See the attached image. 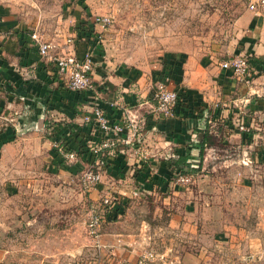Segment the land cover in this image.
Masks as SVG:
<instances>
[{"label": "crops", "instance_id": "0c3cea01", "mask_svg": "<svg viewBox=\"0 0 264 264\" xmlns=\"http://www.w3.org/2000/svg\"><path fill=\"white\" fill-rule=\"evenodd\" d=\"M71 12L72 27L62 43L50 41L52 51L83 57L89 44L80 25L86 16L78 8ZM15 25L12 18L0 21V114L8 126L3 136L13 127L34 130L24 139L36 141V154L43 147L60 186H76L81 195L80 176L94 162L103 178L88 191L92 207L109 194L126 205L116 220L103 224L101 246L86 231L75 252L67 251V264H125L146 248L163 255L156 264H264V8L240 16L237 46L228 57L189 55L163 74L112 61L101 41L92 72L96 92L69 89L55 63L39 54L32 31ZM70 37L74 44L67 45ZM238 53L252 56L251 84L221 65ZM160 83L188 89L187 101L176 106L172 118L161 119L154 111ZM96 106L114 121L126 120L129 112L137 116L133 143L93 155L90 144L100 145L103 136L91 132L82 116ZM243 122L251 129L247 135L239 130ZM205 135L215 145L202 144ZM54 141L69 144L77 157L54 159ZM191 171L197 173L192 184L176 182L178 174ZM59 185L37 188L43 197ZM240 189L254 194L249 206L260 207L256 228L233 224L238 218L230 211Z\"/></svg>", "mask_w": 264, "mask_h": 264}, {"label": "rangeland", "instance_id": "374dc122", "mask_svg": "<svg viewBox=\"0 0 264 264\" xmlns=\"http://www.w3.org/2000/svg\"><path fill=\"white\" fill-rule=\"evenodd\" d=\"M76 8L86 16L84 20L111 18L106 29L98 30L112 61L127 62L137 70L149 67L155 74H163L176 66L172 62L193 54L228 57L237 46L239 18L248 11L246 0H0V21L12 18L15 28L62 43L73 24L70 13ZM7 127L3 123L4 133ZM32 133L13 127L1 137L0 264H67L71 257L67 251L75 252L72 249L86 235L92 202L88 191L81 195L76 186L59 185L61 179L52 174L43 147L36 154V141L24 139ZM209 142L215 145L214 139ZM27 146L32 153H27ZM189 174H193L192 184L197 173ZM42 184L59 188L42 197L37 188ZM237 195L230 211L238 218L233 224L258 227L260 207L247 203L254 194L250 197L249 191L240 189Z\"/></svg>", "mask_w": 264, "mask_h": 264}, {"label": "built area", "instance_id": "2783aa9c", "mask_svg": "<svg viewBox=\"0 0 264 264\" xmlns=\"http://www.w3.org/2000/svg\"><path fill=\"white\" fill-rule=\"evenodd\" d=\"M248 9L255 14H260L264 8V0H246ZM94 25V37L90 39L88 49L83 57L77 56L75 53L63 52L61 54L54 53L52 50L55 45L49 40H45L35 31L31 32V39L37 45L39 54L54 62L57 72L66 76L67 86L69 89L79 92H96V85L93 79L94 53L99 44H101V31L98 27L106 29L110 24L111 18L107 16H97L91 21ZM67 45L74 44L73 37L68 38ZM252 56L247 53H238L227 60H224L221 65L223 68L232 72L233 76L246 84H251L254 79V68L251 65ZM178 92L169 89L164 83L158 85L156 92L157 103L154 111L161 119H168L175 116V109L178 102ZM126 120L114 121L110 119L104 110L96 106L91 111L83 113L82 120L87 124L91 132H97L103 136V141L100 145L94 146L90 144V149L93 155H98L102 151L113 152L119 143H133V138L138 129V117L129 112ZM4 116L0 114V132L4 123ZM132 130V133H131ZM239 130L247 135L251 129L246 122L239 125ZM127 135L124 137V134ZM52 147L57 149L58 154L65 159L74 160L77 157V151L70 149L63 144L62 141H54ZM103 178V171L96 168L94 162L81 174L80 181L86 191L94 189ZM193 180V174L180 173L176 176V182L183 185H189ZM138 195V192H135ZM120 202L114 195H105L100 198V204L93 206L90 210L89 218L86 222L87 232L93 242L101 246V230L103 224L108 218L114 214L119 207ZM122 213H118L119 217ZM163 255L156 252L152 248H146L141 252L135 261H127L125 264H156L162 260Z\"/></svg>", "mask_w": 264, "mask_h": 264}, {"label": "trees", "instance_id": "16d2710c", "mask_svg": "<svg viewBox=\"0 0 264 264\" xmlns=\"http://www.w3.org/2000/svg\"><path fill=\"white\" fill-rule=\"evenodd\" d=\"M81 27H83V31H85V37L87 38V41H88V44L91 42V40L90 39H93V38H95L94 37V25H93V23L91 22V21H89V20H83V21H81V25H80ZM100 46L98 45V47L97 48H99ZM176 91L178 92V96H179V98H178V102H177V106H182L183 104H185V102L187 101V98H188V89H186V88H179V89H176ZM244 135V134H243ZM3 136V131L2 132H0V144H1V137ZM209 140H208V136H206L205 135V138L203 139V142H202V144H210V142H208ZM64 144V143H63ZM66 147H67V150H70V149H73L71 146H69V144H64ZM203 147H201L202 149H201V151L203 152L204 151V148H205V145H202ZM74 150V149H73ZM76 150V149H75ZM77 150H79V149H77ZM51 153H52V155H53V158L54 159H56L57 161H61V162H63L64 160H63V158L58 154V152H57V149L56 148H54V147H52V149H51ZM123 207H125L126 205L124 204H121ZM124 208L123 209H121V207H119L118 209H117V211L114 213V214H112L110 217H109V219L110 220H116L117 218H118V216H116L118 213H124Z\"/></svg>", "mask_w": 264, "mask_h": 264}]
</instances>
